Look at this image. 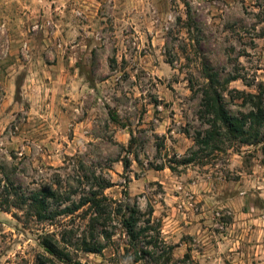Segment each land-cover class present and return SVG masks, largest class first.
<instances>
[{
    "label": "rangeland",
    "instance_id": "374dc122",
    "mask_svg": "<svg viewBox=\"0 0 264 264\" xmlns=\"http://www.w3.org/2000/svg\"><path fill=\"white\" fill-rule=\"evenodd\" d=\"M208 73L253 110L264 0H0V190L47 206H0V264H264V144L197 146Z\"/></svg>",
    "mask_w": 264,
    "mask_h": 264
},
{
    "label": "trees",
    "instance_id": "16d2710c",
    "mask_svg": "<svg viewBox=\"0 0 264 264\" xmlns=\"http://www.w3.org/2000/svg\"><path fill=\"white\" fill-rule=\"evenodd\" d=\"M207 84L203 90V117L208 119V129L206 137L201 139H196L197 146L201 145H214L216 150H220L223 145H235L239 144L242 146H252V145H262L264 144V137L262 136L261 130L264 128V91L258 96H251L256 99L257 102L252 111L247 114H242L239 117L232 116L227 110L224 103L223 91L225 85L230 83L222 82L217 74H207L206 75ZM191 160L185 162V164L191 163ZM130 164H125V168H129ZM1 188V185H0ZM109 186L103 187L102 189H107ZM126 198L128 197L127 194ZM14 200L12 201V199ZM17 199V200H16ZM18 201L24 204H18ZM108 203V199L103 194H94L93 198L88 200L86 205L90 204V210H95L98 216H102L104 211V205ZM24 205L27 208L28 213L36 214L38 218L44 221L47 212L46 200L40 199L39 196L32 198H23L19 196L17 190L12 188H6L1 192L0 190V206L3 209L9 211L13 207L18 209H25L22 207ZM138 215V216H137ZM123 225L127 230L128 236L131 240L134 248H137V242L139 238L148 231L146 229L137 230L139 222L141 220L140 214L132 213L130 216H122ZM99 220V219H98ZM146 237V236H145ZM149 239V238H147ZM152 240V238H150ZM42 245L50 257L47 255L39 256L38 264H54L53 258L62 260L67 257L61 250L59 243L51 239V236L47 235L42 240ZM151 246V242L147 246ZM91 253H100L99 251L87 250ZM144 259V256H140L139 252L135 254L133 262L139 263Z\"/></svg>",
    "mask_w": 264,
    "mask_h": 264
}]
</instances>
